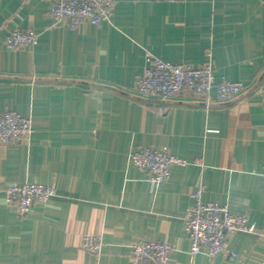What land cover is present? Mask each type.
Masks as SVG:
<instances>
[{"label": "crops", "instance_id": "1", "mask_svg": "<svg viewBox=\"0 0 264 264\" xmlns=\"http://www.w3.org/2000/svg\"><path fill=\"white\" fill-rule=\"evenodd\" d=\"M53 0H0V111L31 117L28 142L0 144V264H132V244L166 240L169 264H264V236L232 234L229 250L190 254L186 214L201 191L264 228V0H118L101 26L48 17ZM15 28L39 33L9 49ZM202 65L248 85L224 101L187 90L167 102L135 92L147 54ZM145 146L188 161L153 188L133 161ZM54 185L26 216L8 185ZM104 237L100 254L85 234Z\"/></svg>", "mask_w": 264, "mask_h": 264}, {"label": "built area", "instance_id": "2", "mask_svg": "<svg viewBox=\"0 0 264 264\" xmlns=\"http://www.w3.org/2000/svg\"><path fill=\"white\" fill-rule=\"evenodd\" d=\"M118 0H53L48 17L56 23L68 21L76 28L84 23L101 26L109 20L112 7ZM39 42V33L32 28H15L6 38L9 49L34 47ZM135 92L142 98L156 100L160 111L164 107L158 102H167L187 90L195 95H210L215 92L218 99L233 100L244 94L248 85L225 76L218 78L208 54L207 60L194 67L184 63L163 60L152 53L147 54L143 72L137 77ZM34 132L31 117L5 109L0 111V144L28 142ZM134 163L149 175L153 188H158L170 175L171 166L185 165V159L175 155L168 147L145 146L133 152ZM4 196L16 204L21 216H26L36 202H47L58 196L54 185L39 182H18L5 188ZM202 189L195 194L196 202L186 214V223L191 241L190 254L194 257L205 248L211 256L218 254L238 258L229 250V238L235 233L264 236L260 229L249 222L245 214L233 213L226 205L202 201ZM105 240L99 234H85L83 249L95 254L102 253ZM174 251L166 240L141 239L132 244V264H169Z\"/></svg>", "mask_w": 264, "mask_h": 264}]
</instances>
